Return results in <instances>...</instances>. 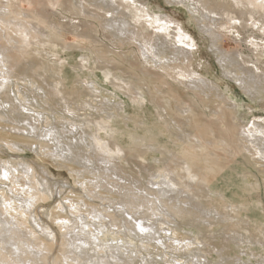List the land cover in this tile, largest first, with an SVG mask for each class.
<instances>
[{
  "label": "rangeland",
  "instance_id": "obj_1",
  "mask_svg": "<svg viewBox=\"0 0 264 264\" xmlns=\"http://www.w3.org/2000/svg\"><path fill=\"white\" fill-rule=\"evenodd\" d=\"M177 1L128 0L129 5L133 6V8H139L140 12H144H141L142 14H145L143 15L145 18H143V21L149 20V18H147V13L148 15L151 14L153 17H161L168 25V28L171 30L168 33L170 35L161 32L157 33L153 30L154 27H147V25V34H145L146 36H149V40L151 39L153 43H155L156 40L161 39L162 34L168 37L170 41L174 43L176 42L175 36L179 29V25L176 26L177 23L172 24L171 20L167 19V16L177 21L178 24H182L184 26V29L190 32V35H192L197 42V47L192 50V52L190 53L191 56L189 55L187 60L180 59L181 61H172L173 63L162 62L168 64V66H162V63H160L156 65L155 68L154 65L150 66L142 59L140 44L139 42L137 44V41H134V37H132V35L128 34L129 39L125 38L127 41H125L124 39L123 43H117L116 40H104L103 35L106 34V32L109 34L110 30V27L108 28L106 26L108 21H115L116 23L114 25H116L117 21L119 20L120 23H122L121 21L124 20V17H128L131 19L132 15L130 16L128 12H126L123 8V5H126V2L121 3L120 1H118L122 4L121 6L123 7H121L118 5L105 6L100 2H96L94 0H38L39 3L35 7H31L28 3L21 2V4H18V6H16V10L18 12H22L23 18H26L28 13L34 11L41 12L45 17L50 19L53 25L59 24V22L61 24L69 22L71 24L80 25L81 27L85 26L81 29L84 33L96 32L97 34H95V36L97 39L95 40L102 42L108 49L114 51L116 54L127 53L134 50L133 55L128 63L123 61L124 64L122 66L119 64H115L118 67L120 66V68L122 67L121 69L123 70H128L127 74L125 72L111 68L113 72L118 73L119 76L124 78L126 77L127 80L137 85L136 89L135 87L132 88L125 86L124 89L126 91H132V93H129L127 91V95L125 97L140 100L139 92L145 91L144 93L146 94L147 99L146 103L140 100V106H138L137 108H134L133 106L130 107V120L122 117L116 118L117 121L115 124L120 129V137H122V143L124 144V147L129 150L127 161L112 160V163L118 165L120 171L122 170L121 173H124L122 175L130 177L131 180L133 177L138 181H142V183H147L151 180H158L156 177L153 179L150 178L149 174L156 173V171H158L157 169H160L162 167L161 173L165 174V172H173L174 175L172 173V175H169L168 173H166L165 175L168 174V176L174 177L181 186L180 189H174L173 193L175 195L179 194L183 197V199L192 200L193 203L198 204L199 202L205 206H210L213 204L210 198L221 199L220 196L217 194H209L208 190L203 188L200 182L198 184L192 182L187 172L183 171L185 164L182 160V157L184 155L191 156L192 153H197L201 157V160L198 161V165L204 166L205 168V170L201 172V177L207 181V184L213 191H221L224 193H229L230 191V201L238 204L248 203L250 206L248 207V210L250 211L251 221H248L244 215V218H240L233 214H231V218L226 219V217L231 213V208L229 207L228 209H225L224 207H220L218 204H215L216 207L221 208L224 213H228L227 216L225 215L221 217L214 212H210V214L207 213L205 216L200 211H198L196 207H189L190 204L188 202L181 205L183 207L185 206V208L187 207L188 210L192 212V215H184L186 223L180 222L179 219L174 220V218H170V216H168L171 221V226L165 224V230H161L160 224H162V222L160 220L157 221L158 219L154 218V222H146L150 226H157L155 229H157V231L159 230L160 237H162L165 242L163 241V245H161V243L159 245V241L148 243V245H150L149 248H147V250H144L141 245L145 244V242H142L141 239L136 240L134 238L135 236L132 235L128 230H126L127 232H125L126 235L123 234L124 232H118L119 228L116 226L113 227L112 220L107 217L116 216L121 227L122 219L127 220V218H130V216L126 213L125 207H122V205H120L119 203L121 201L120 199L122 198L121 196L125 195L127 191L119 192L117 188L114 189L109 185L107 186V189H109V191H112V195H114V198L111 199V202L107 203L108 200L103 196L97 197L98 199H91L86 195L87 193H85V191L82 189V186H85L83 182H87L86 184H90L93 181V176L90 174H86L82 180V178H79L75 173H72L65 165H60L62 164L61 159H59L60 157H58L60 153L58 154L56 151L59 146L57 145L55 140L41 137V134H43L41 133L42 131L40 133H33L31 127L28 126L26 122L20 123L18 121H14L15 123H13L11 121H0V124L4 126H0V132L9 133L12 135H17L18 133L20 134L22 132V134H18V136H22L31 141H34L33 145L20 144L19 146H13V149L7 144L0 143V160H2L3 162L8 160L13 162L17 161L16 163H18V167L20 162H26L35 170L43 169V171H46L45 173L48 175L47 181L50 187L53 189L60 188L62 189V191H65L62 194L58 193V195L54 194V192H50L51 194H49V192L46 191L45 194L51 199L47 202L36 204L35 207L32 208L34 214H37V216L41 218L38 223H34L32 216H26V213L24 215V217L26 218L22 217V219H26V222L27 220H29L26 224L28 226H31L32 229L36 232L41 229L39 225L44 224L54 227L56 235L59 239L53 256H48L51 261L54 258L62 257L60 252L62 242L64 240V237H66V239L69 238L67 236V233H65V235L63 236L62 233L64 231L57 228L60 221H53L52 214L54 212H57L63 214L65 217L73 218V214L71 212L77 210L78 206L80 205L82 206V210L85 211L82 212L81 216L85 218L90 224V228H84L86 229L85 232L89 233L88 236H91L92 238L94 237L93 240L95 245L100 241H105L106 243H104L103 245L106 244L112 249L113 247L116 248L118 244L121 243V240L116 241L114 238L117 239L120 235L125 236V240H127L128 242H132L135 245L137 244L136 247L138 251L140 249V251H142L145 256H142V258L139 253L138 256H135V258L133 257L135 260L134 262L133 260L128 261L130 264H144L148 263L149 260V264L182 263L179 261V263L174 262L172 257L180 261L181 259L184 260L186 263L183 264L190 263L192 261V256H190V254L195 255V253H198V251L195 252V248H187L186 243L181 244L176 241L174 233H177L178 231V233H180L182 236H190L191 232L198 234L200 230L203 231V235L198 236V239L203 240V245L199 246V248L203 250L204 254H202V256L204 258L201 257L202 259L198 264L264 263V236H261L258 230L259 228H264V160L261 164L260 161H258V163L255 162L256 158H254V156L252 155L253 153H250L245 149L244 144H242L243 142L241 140L242 125L251 127L250 123L252 121H258L257 123L260 125L261 122L264 123V92L254 95L250 94V92L247 91L248 89L246 88V81H242L245 76L239 74L241 72L240 69L242 68V70L247 73L250 81H252L253 78L254 81L262 83L260 85L264 87V54L258 55L256 51L257 48V50L263 49L262 51H264V23L262 27L263 29H260L259 25L249 26L246 29H242V27L239 26V23L220 26L218 31L216 30V32H218V35L220 36V40L218 42H214L211 37L207 35L208 33H205L203 31L202 26L201 28H199L200 26L196 25V20L198 21V11L194 6V2L192 0H190V3H187L189 2L188 0H184V3L182 1L180 2V0ZM0 3L2 5H7L8 2L7 0H1ZM14 3H17V1H14ZM57 18L59 19V21ZM192 18H194V20ZM133 23L135 24H132L131 29L135 30L136 33H140V24L138 22ZM14 24L15 22L13 21L12 25L8 26L7 29L4 26H0L2 29H6L7 33L5 37L4 31H0V49L1 47L8 46L11 50L10 54L16 59H20L19 62L22 65V69H27L29 74H24L23 71L20 75L16 72L17 70H11L6 66V63H4L0 57V83L6 85L9 84L5 78L7 76V72L8 74H14L23 78H26L27 76L29 77V80H33L34 78L39 81L40 84L46 89L47 93L45 95L44 93H42V91L31 89V85L25 87V80L20 82L19 89H17L16 86L18 85V82L16 81L14 82V86L11 85L9 88H4L2 90V93L13 99V103L10 105L5 103V101L2 99V110L10 113V109L12 107H19L18 109H16L19 110V112L21 113L20 115L23 114L22 116L26 117L24 119H30L32 125L37 126L43 131H48V129H50L46 126L47 119L41 118V116H39L35 111L29 110L28 112V110L22 108L18 101H16L17 98L18 100H23V97L27 96V94H30V96L36 97L37 99H40L39 97L41 96L40 100L45 101V97H47L51 101V107L53 108V113H55L56 120L53 119V117H51V119L48 115L46 116L50 118L51 122H55L57 125H59L60 128H64V124L66 123L65 120L71 117L67 112L68 109L75 108L78 110L77 115L80 116L81 119L87 117V119H90L92 117L90 119L92 121H96L97 118L102 117L105 114V111L106 113L112 112L111 109H109L110 102H108V100L110 97L115 96H113V93L107 91L106 89L113 91L114 88L112 89V87L109 86H106L104 88L100 87L99 91L94 93L96 97L94 96V94L84 90V88H87L84 81L85 79L91 78L93 71L96 76L100 78V82L105 83L103 73L107 72V69L114 64L109 60L110 58H113L112 55L109 56L105 53V51H103V49L102 52L93 51L95 48V41L91 42L87 37H82L72 30H67L62 33L58 32L56 33L54 39L46 37L39 30H37V32L31 31L32 35L39 37V39H35L34 42L29 45L30 48L28 49V52L31 53L32 58H26L23 57V53L26 51L17 48L19 44L18 41H21V37L19 33L17 35L14 33ZM13 38L17 40V43L14 40V42L12 41ZM99 38L101 39V41ZM141 38H143V36ZM40 41H42L43 44ZM256 43L259 47H256ZM10 45H13V48H11ZM134 46L136 48H139V54L135 51ZM173 47L170 48L172 51L174 49ZM215 47H217L218 49ZM98 55H102V59ZM227 55H230L232 58H234L235 63L239 65L241 64V67L238 66V69L236 65H234V68H232V66L229 64L227 65ZM117 58V60L121 62V59L119 57ZM63 59L66 63L63 67V70L67 81V90L69 91V93H73L74 89H78V91L80 92V94L78 93V95L75 94L71 96L72 99H70V97H68L69 99L67 98L70 102L69 107L64 105V101H61V95H58L55 88H53V86L55 87L57 85L52 81V75L49 74V78L51 79V81L48 85L46 82H43V78H40L33 72L29 71L31 64H27V62L30 63L32 60V64L36 63L39 66L41 61H43L44 63L48 64L49 69L54 66L56 68H61L60 62ZM182 60L184 61V63H181ZM246 61H248V63H245ZM253 62L255 63V66L257 68L254 66ZM190 64H193V66L197 69L195 71L196 73L198 72V75H207L211 83H214L215 86H219L218 90H213L215 93H213L212 91L213 94L206 92L207 94L203 93L205 94L203 95L202 92L197 91L199 92L200 97L204 99L207 106L203 107L200 110H197L200 116L192 120L190 125L192 126V128L197 129L198 123L205 122L207 126H210L214 129V133L213 135H211L208 141H205L208 138V135L201 136L204 130H198L196 132V134L200 136V139L202 141V146L198 148L199 150L192 149L193 145H196L198 147V143L196 141H193V138H189V132L187 128L189 120L184 118L187 115L186 112L180 111V107L176 104L175 100L170 99V97H168L165 93L158 91V86L160 85L162 91H165L167 87L171 85L173 89L177 90L180 95L184 97V99H187L186 93L189 91L195 92L196 90L194 89V87L184 85L185 81L181 82L177 78L176 73L180 71V68L178 66H189ZM160 65L164 69L160 67ZM157 66L158 68L160 67V69H158ZM52 72L53 71L51 70L50 73L52 74ZM234 72H236V74ZM230 74L232 75V77ZM54 76V78L56 79L57 76ZM137 76L141 79H144L145 83L141 82L137 78ZM236 78L238 79V81L236 80ZM186 83L189 84L190 82L186 81ZM143 84H146V86H142ZM138 85L140 88L138 87ZM26 88L30 91H26ZM137 88L139 90H137ZM225 92H228L229 94H226ZM29 99L31 100L30 102H32V98ZM166 100L172 102V109L166 106ZM33 102L32 104L36 105V103ZM90 104L92 105L91 108L93 109L89 108V106H91ZM24 105H29V101L28 103L26 101ZM43 105L46 106L45 104ZM95 106L98 108H96ZM101 107L106 108H103L105 109L103 110V113H101ZM17 116L19 115L14 114V117ZM188 116L194 117L193 115ZM33 119H35V121ZM16 120L19 119L16 118ZM17 123H19V126L21 128H24V130L18 129L16 125ZM10 125L14 127L15 131L11 127H9ZM65 129L66 130L64 131L66 133L65 135L67 136V142L71 143L72 145H74L75 143V148L79 147L76 152L82 153V146H84L83 148H86L87 146L86 143L81 142L83 139V133L80 128L78 126H70L67 122ZM139 137H146L150 143L156 144L159 147H163L170 152H174L175 154L166 152L163 150V148L156 149L149 146H143ZM221 140L226 142L228 146H225V143L221 142ZM218 142H221V144L219 145ZM42 143L47 145V147L41 148ZM7 146L11 149H8ZM95 151L99 153V150ZM55 153H57L58 156H55ZM54 156L58 160L53 159L55 158ZM2 161L0 163H3ZM67 164L70 167H81L73 163ZM166 167L171 168V170H167ZM20 169L22 170V168H19V171L21 172ZM13 172L18 175V172H15L14 169ZM42 175H44V172L42 173ZM35 176L37 177L39 175L35 174ZM142 176L146 178L145 181H143ZM1 178L2 181H5L7 185L5 184L0 186V189L7 194L10 200H16V203L20 205V203H22V200L29 199L26 197V193L30 195L28 187L25 186L24 189L23 186L20 187V184L22 185L23 183L24 185H26L27 183L25 175H23V177L16 178L19 181H17L16 179L14 181L11 180L12 183L10 181H6L7 179L5 180L4 177ZM113 178L117 180V177L113 176ZM36 179L39 180V178ZM129 182L130 181H127L128 184H126V182L124 183L127 186H131V183ZM216 183L219 184L216 185ZM40 184L45 185L46 183L43 181L40 182ZM55 185L58 186L56 187ZM8 189L9 191H7ZM41 189L43 188L39 186L40 191ZM131 189V192L133 193H140L137 190V186L135 187L134 185H132ZM148 189L156 190L157 188L156 186L152 185L151 187L149 186ZM102 192H105V190ZM234 194H238L243 198V200L240 197L235 196ZM198 196L200 198H198ZM78 197H83L85 200H89V203L97 205L98 207L96 206V209H98V212L96 214L98 215L95 216L96 214L92 215V213H88V211H86L88 209L83 206V201H75L78 199ZM100 198H102V200ZM149 198L152 197L150 196ZM74 201L75 203H73ZM72 203L74 204L73 208H71ZM76 203L78 204V206ZM219 203H221V205H224V203L221 201ZM108 204L109 206H107ZM60 206H63L64 210L60 209ZM155 208H157V210L160 212L157 205ZM237 211L241 212L240 206ZM202 218H204L205 220H202ZM93 222L96 223L93 224ZM176 224L177 226H175ZM168 227L170 229L178 228V230L172 233L169 232ZM246 229H248L253 236V239L251 240L252 242L247 241L248 239L246 234L247 231H245ZM76 233L77 232H75V234ZM147 233L149 232L144 231L140 233V235L142 234V236L139 235L140 238H143V236L145 237V234ZM40 236L43 237L46 235L40 234ZM234 236L238 237L236 238L237 241L233 240ZM244 238L246 240H244ZM113 240L115 241L113 242ZM52 242L54 243L53 240ZM114 244L117 246H115ZM166 244L168 246L170 245V249L168 247H165L167 246ZM182 245L185 246V249L182 248V251L177 250L178 253L174 254L173 249H176L179 246L181 248ZM83 247L84 250L89 248V246L87 245H84ZM31 252L36 251L35 249H31ZM222 256L225 259L222 260ZM110 260L109 258H106L105 262H107L108 264H114V261H112V259Z\"/></svg>",
  "mask_w": 264,
  "mask_h": 264
},
{
  "label": "bare ground",
  "instance_id": "obj_2",
  "mask_svg": "<svg viewBox=\"0 0 264 264\" xmlns=\"http://www.w3.org/2000/svg\"><path fill=\"white\" fill-rule=\"evenodd\" d=\"M14 1H17V3H14ZM94 1L100 2L101 4H103L105 6H110V5L121 6L122 5L121 3L126 2V5H123L124 7L123 6H121V7H123L124 10L126 12H128V14L130 16L132 15L131 19L128 17L125 18L124 16H122V17H124V20L121 21L122 23H120V20L118 19L119 21H117L116 25H114L116 23L115 21H113V22L108 21L106 26L108 28L110 27V30H109V34L106 32V34L103 35L104 40L105 41L116 40L117 43H120V42L123 43L125 38L129 39L128 36L132 35V37H134V41H137V44H138V42L140 44L142 59L147 64H149L150 66L154 65V68L156 67V65H158L162 62H168V63L170 62L171 63L172 61H181L180 59L187 60L190 53L192 52V50L197 47V42H196L195 38L192 35H190V32L186 31L182 24H178V22L173 20L171 17L167 16V19L171 20L172 24L177 23L176 26L179 25L178 26L179 29H178L177 34L175 36L176 42L174 43V42L170 41V39L168 37H166L165 35L162 34L161 39H158V40H156L155 43H153L151 39L149 40V38H148L149 36L148 35L146 36V34H147L146 33L147 32L146 26L147 25H148L147 27H149V26L154 27L153 30L156 31L157 33L161 32L164 34H168L171 31L168 28V25L165 23V21L161 17H155L154 16L155 17L154 18L151 14L148 15V13L145 11L147 13V18H149V20L143 21V18H144L143 15H145V14H142V13H144V12L141 11L142 12L141 13L139 8H136V7L133 8V6L128 4V0H94ZM118 1H120L121 3H119ZM181 1L183 3L185 2L184 0H180V2ZM188 1L189 2H187V3H190V0H188ZM192 1L194 2V6L197 8V11H198V17H197L198 21L195 19L197 22L196 25L200 26L199 28H201V26H202L203 31L205 33L207 32L208 33L207 35H209L214 42H218L220 40V36L218 35V32H216V30L218 31L220 26L239 23V26L242 27V29H246L249 26H256V25H259V28L263 29L262 27H263V23H264V0H192ZM7 2H8L7 5H2L0 3V26H4L7 29L8 26L12 25L13 21L15 22V24L13 25V27L15 29L14 33L16 35L19 33L20 37H21V41H18L19 44H18L17 48H20V49L26 51L23 53V57L32 58L31 53L28 52V49L30 48L29 45L32 42H34L35 39H39V37L32 35L31 31L37 32V30H39L42 34H44L46 37H49L51 39H54L56 33H58V32L62 33V32L67 31V30L68 31L72 30L73 32H76L78 35H80L82 37L83 36L87 37L88 40L91 42L95 41L94 42L95 48L93 51L102 52V49H103V51H105L106 54H108L109 56L110 55L113 56V58H110L109 60L112 61V63H114V64L110 68L107 69L108 70L107 72L103 73L105 83L100 82V78L98 76H96L94 71H93L90 79L84 78L85 79L84 83L87 86V88H84V90L87 92H90L92 94L99 91L100 87L104 88L106 86H109V87H112V89L114 88L113 91L106 89L107 91L113 93L112 94L113 96H115V97H110L108 100V102H110L109 109H111L112 112L106 113V111H105L104 112L105 114L102 117L97 118L96 121H92V120H90L92 118L91 117L92 113L90 114V117H91L90 119H87L88 117L81 119L80 116L77 115V111H78L77 109L73 108V109L67 110L68 114H70L71 117L66 119L65 120L66 123L65 124L63 123V124L66 126V124L68 122V124L70 126H74V127L78 126L80 128V130L82 131L83 139L81 142L86 143V146H87L86 148H83L84 146H82V153L76 152L77 149H79V147L75 148V146H76L75 143H74V145H72L71 143L67 142V136L65 135L66 133L64 131V130H66L65 126H64V128H60V126L57 125L55 122L54 123L56 125L53 122H51L50 118L53 117V119H55V113H53V108L51 107V101L47 97H45V101H43V100H40L41 96L39 97L40 99H37L36 97H32V96H30V94H27V96L23 97V100H18V98H17L16 101H18V103L21 105L22 108H25L26 110H28V112H29V110L35 111L38 113L39 116H41V118L47 119L46 126H47V128H50V129H48V131H46V130L43 131L42 129H39L37 126L32 125L30 122V119H24L26 117H23L22 116L23 114L20 115L21 113L19 112V110H17L19 107L18 108L12 107L10 109V113H7L5 110H2V108H1L2 107V103H1L2 99L8 105L13 103V99L11 97H8L6 94L2 93V90L4 88H9L11 85L14 86L15 85L14 82H16V81L18 82V85L16 86L17 89H19L20 82L25 80L24 81L25 87L31 85V89L42 91V93H44L46 95V93H47L46 89L40 84L39 81H37L34 78H33V80H29L28 79L29 77H27V76H26V78L25 77L23 78V77H19L17 75H14V74H8V72H7V76L5 78L9 84L6 85V84L0 83V121H11L13 123H15L16 121H18L20 123L26 122V124L31 127V130L33 133H40L42 131L41 133H43V134H41L42 136L40 135L41 137L48 138V139L50 138L51 140H55V142L59 146L56 149V151L58 154L60 153L59 156L57 153H55V156L60 157L59 159H61V162H62V164H60V165H65L72 173H75L76 176H78L79 178H82V180L86 174H90L93 176V179H92L93 181L90 184H86L87 182H83V184H85V186H82V189L85 191V193H87L86 195L88 197H90L91 199H98L97 197L103 196L108 200L107 203L111 202L112 201L111 199L114 198V195H112L113 194L112 191H109V189H107V186H109V185L112 186V188H114V189L117 188L119 190V192L120 191L129 192V193L126 192L125 195L121 196L122 198L120 199L121 201L119 202L120 205H122V207H125L126 213L130 216V218H127V220L122 219V227H121L116 216H107L112 220V226L113 227L116 226L119 228L118 232H122V233L124 232L123 234L126 235V233H125V232H127L126 230L130 231L131 234L135 236L134 238L136 240L141 239L142 242H145V244L141 245L144 250H147V248H149L150 245H148V243H151V242L159 241L158 242L159 245H160V243H161V245H163L164 239L162 237H160L159 230L157 231V229H155L157 226L156 227L150 226L147 223L148 222H150V223L154 222V218H156V219H158L157 221L160 220L162 222V224H160L161 230H165V227H166L165 224H168V226L170 225V222H171L170 218H174V220L179 219L180 222L186 223L184 215H188V214L192 215V212L189 211L187 207L185 208V206L183 207L181 205L186 204L188 202L190 204L189 207H196L197 210L200 211L205 216L207 213L210 214V212H214L217 215H220L221 217L225 216V215L227 216L228 213H224L221 208L216 207V205L218 204L220 207H224L225 209H228L229 207L231 208V213L226 217V219L231 218V214H233V215H236L240 218H244L243 217V215H244L248 221H251L250 211L248 210V207H250V206L248 203L238 204V203H234V202L230 201V195H229L230 191H229V193H224L221 191H213L210 188V186L207 184V181L201 177V172H203L205 170V168H204V166L198 165V161L201 160V157L197 153H192L191 156L184 155L182 157V160L184 161V164H185L183 171L187 172V174H188L190 180H192V182L197 183V184L200 182L202 184V187L208 190L209 194H217L220 196L221 199L210 198L211 202H213V204L210 206H205L199 202H198V204L193 203L192 200L183 199V197L179 194L175 195L173 193L174 189H180L181 186L179 185V183L177 182V180L174 177L168 176V174L170 175L171 173L174 175L173 172H165V174L168 173L167 175L161 173L162 167L160 169H157L158 171H156V173L149 174L150 178L153 179L156 177L158 179L157 181L151 180L152 181V182L150 181L151 183L150 182L142 183V181H138V180H136V178H133V177L131 180L130 177H126L125 175H122L124 173H121L122 170L120 171L119 166L116 164H113L112 160L127 161V156L129 154V150L126 149L124 147V144L122 143V137H120V135H121L120 129L115 124L117 121L116 118L122 117V118L130 120V111H129L130 107L133 106L134 108H137L138 106H140L139 105L140 100L142 102L146 103L147 99H146V94L144 93L145 91L139 92L140 100L125 97L127 95V91L129 92V90L126 91L124 89L125 86L132 87V88L135 87V89H136L137 85L130 82L129 80H127L126 77L124 78V77L119 76L118 73L113 72V70L111 68L117 69V70L125 72L127 74L128 70H123V69H121L122 67L120 68V66L118 67L115 64H119L122 66L124 64L123 61L128 63V61H130V59L133 55L134 50L127 52V53L116 54L114 51L108 49L102 42L95 40V39H97L95 36V34H97L96 32L84 33L81 29L85 26L81 27L80 25L71 24L69 22L65 23V24H63V23L61 24L59 22V24L53 25L51 23L50 19L45 17L43 15V13H41V12L34 11L31 13H28L26 18H23L22 12H20V11L18 12L16 10V6H18V4H21V2L28 3L31 7H35L39 3L38 0H7ZM196 8H195V10H196ZM75 12H77V11H75ZM115 16H117V15H115ZM192 16H193V14H192ZM192 19L194 20V18H192ZM58 21H59V19H58ZM133 22H138L140 24V26H141V29H139L140 33H136L135 30L131 29L132 24L133 25L135 24ZM122 24H123V27H122ZM82 25H84V24H82ZM0 29H1L0 31H4V33H5L4 36L6 37V34H7L6 29H2L1 27H0ZM172 29H173V27H172ZM239 30H237V31H239ZM168 35H170V34H168ZM142 36H143V38H141ZM13 40L17 43L16 39L13 38L12 41ZM100 41H101V39H100ZM125 41H127V40L125 39ZM40 42L42 43V41H40ZM135 44H136V42H135ZM19 45H20V47H19ZM167 45H169V46H167ZM255 45H256V47H259L257 45V43ZM173 46H175V47H173ZM10 47L13 48V45H10ZM171 47L174 48L173 51L170 49ZM215 48H217V47H215ZM134 49L136 52H138V54L140 53L139 48H136L134 46ZM257 49H256V51H257L258 55L264 54V51H262L263 49H261V50H257ZM10 51L11 50L8 46L7 47L6 46L1 47V49H0V57H1L2 61L4 63H6V66L8 68H10L11 70H17L16 72L20 75L22 74L23 71H24V74L25 73L29 74L27 69H25V70L22 69V65L19 62L20 59H16L14 56H12L10 54ZM32 51H33V49H32ZM101 56H99V57H101ZM117 57H119L121 59V62H119L117 60L118 59ZM101 59H102V57H101ZM234 60L235 59L232 58L230 55L226 56L227 65L228 64L231 65L232 68H234V65H236V67H238V66L241 67L240 66L241 64L239 65V64L235 63ZM31 62H32V60H31ZM31 62L30 63L27 62V64H31L29 71L33 72L36 76L43 78L42 79L43 82H46L48 85H49V82L51 81V79L49 78L50 77L49 74L52 75L51 76L52 81L54 83H56V85H57L55 87L52 85L53 88H55L58 95H61V101H64V105L69 107L70 102L68 100L69 99L68 97H70V99H72L71 96H73L75 94L78 95V93L80 94V92L78 91V89H74L73 93H69V91L66 88L67 81L65 78L64 70H63V67L66 64L65 60L64 59L61 60V62H60L61 68H56L54 66L51 69H49L48 64L44 63L43 61H41L39 66L36 63L32 64ZM81 62H83V61H81ZM181 63H184V61L182 60ZM245 63H248V61H246ZM161 65L162 66H165V65L168 66V64H165V63H162ZM161 65H160V67H162ZM254 66H255V63H254ZM160 67L158 68V66H157L158 69H160ZM178 67L180 68V71L178 73H176L177 78L181 82L185 81L184 85L194 87V89L196 91L195 92L194 91L187 92L186 93L187 99H184V97L182 95H180V93L177 90L173 89V87L171 85H169L165 91H162V88L160 85V86H158V91L165 93L168 97H170V99L175 100L176 104L180 107V111L186 112L187 115L184 118L189 120V124L187 127L188 132H189V138H193L194 139L193 141H196L198 143V147L196 145H193L192 149H198L199 147L202 146V141L200 139V136H198V134H196V132L198 130L199 131L204 130V132L201 136L208 135L207 136L208 138L205 140V141H208L209 138L211 137V135H213L214 129L210 126H207L205 122L198 123L197 129L192 128V126L190 125L192 120H194L200 116L198 114L197 110H200L203 107L207 106L204 99L202 97H200L199 92H197V91L202 92V94L206 93V92L211 94L214 89L218 90L219 86H217V85L215 86L214 83H211V81L207 75H205V74L198 75L197 74L198 72L196 73V71H195L197 69L193 66V64H190L189 66L183 65V66H178ZM178 67H176V68H178ZM239 67H238V69H239ZM51 70L53 71L52 74L50 73ZM240 71L241 72L239 74L245 76L244 79L242 78L243 79L242 81H246V88L248 89L247 91H249L250 94L254 95V94H260L261 92H264V87H262L260 85L262 83L254 81L253 78H252V81H250L247 73L244 72L242 70V68L240 69ZM227 73H228V70H227ZM234 73L236 74V72H234ZM54 75H56L58 78L56 77V79H55ZM155 76H156V74H155ZM231 77H232V75H231ZM137 78L141 82L145 83L144 79H141L138 76H137ZM236 80L238 81L237 78H236ZM186 81H189L190 83L187 84ZM242 81H240V82H242ZM263 81H264V78H263ZM115 82H118V83H115ZM142 86H146V84H143ZM138 87H139V85H138ZM102 88H101V90H102ZM186 88H188V87H186ZM137 90H139V89L137 88ZM26 91H30V90H28L26 88ZM219 91H221V90H219ZM129 93H132V91H130ZM213 93H215V92L213 91ZM225 93L229 94L228 92H225ZM99 95H100V93H99ZM203 95H205V94H203ZM94 96L96 97L95 94H94ZM15 97H16V95H15ZM29 98H32V102L34 101L33 103H36V105L32 104V102H30L31 100ZM24 101L25 102L27 101V103L29 101V105H24L25 104ZM43 104H45L46 106H44ZM165 104L168 108L172 109L173 105H172L171 101L166 100ZM91 107H92V105L89 106V108H91ZM96 108H98V107H96ZM103 108H105V107H103ZM103 108L101 107V110H102V111L100 110L101 113H103V110L106 109V108L105 109H103ZM91 109H93V108H91ZM94 110H96V109H94ZM14 114L19 115V116L14 117ZM98 114H99V112H98ZM46 115H48L50 118ZM188 115H193L194 117H189ZM87 116H88V114H87ZM95 117H97V116H95ZM16 118H18L19 120H16ZM44 119H42V120H44ZM33 120L35 121V119H33ZM257 122L258 121H256V122L252 121L250 123L251 127H248L245 125L241 126L242 127L241 140L243 142V143L242 142L241 143L244 144V147L248 152L253 153L252 155L254 156V158H256L255 162L258 163V161H260V164H261L264 162L263 161L264 160V126H263L264 123L261 122V125H260ZM16 125H17L18 129L24 130V128H21L19 126V123H17ZM248 125H249V123H248ZM0 126L4 127L2 124H0ZM9 127H11L14 130V127H12L11 125ZM18 134L12 135L9 133L0 132V143L7 144V145L11 146V148L13 146H19L20 144H32V145L34 144V141H31V140L24 138L22 136H18ZM20 134H22V132ZM139 138L141 139L143 146H149V147L156 148V149L163 148V147H159L156 144L150 143L146 137H139ZM71 141H72V139H71ZM221 142H224V141L221 140ZM221 142H218L219 145L221 144ZM224 143H225V146H228L226 142H224ZM53 145H54V142H53ZM44 147L46 148L47 145L42 143L41 148H44ZM7 148H8V146H7ZM11 148L9 147L8 149H11ZM35 149H37V148H35ZM95 150H99V153L96 152ZM163 150L166 152L175 154L174 152H170L169 150H167L165 148H163ZM49 151H50V149H49ZM53 159H56V157ZM56 160H58V159H56ZM1 161L2 160H0V162ZM16 162L8 160V161H5L3 163H0V178L4 177L5 180L7 179L6 181L11 182V180L14 181L16 178H20V177H23V175H25L27 183H26V185H24L21 182L22 185L20 184V187L23 186V189H24V187L27 186L30 195H28V193H26V197L29 199L24 198L25 200H22V203H20V205H19L16 203L17 202L16 200H12V199L10 200V198H8L7 194L3 190L0 189V264H51V263L52 264H108L107 262H105L106 258H109V260L112 259V261H114V264H130L128 261L133 260V262H134L135 256H138L139 253H140L141 257L145 256V254H143V252L140 251V249L138 251V249L136 247L137 244L135 245L132 242H128L127 240H125L126 237L122 236V235L118 236L119 238H117V239L114 238L116 241L121 240L120 244L116 243V244H118V246L114 244L115 246H117L116 248L112 246L113 247V249H112L106 244L103 245L106 242L100 241V240H99L100 242H98V244L95 245L94 240H93L94 237L92 238L91 236H88L89 233L85 232L86 229H84V228H87V229L90 228L89 222H87V220L81 216L82 212H85V211L82 210V206H80V205L78 206V204L76 203L78 206V209L71 212L73 214V218L65 217L63 214L57 213V212L56 213L54 212L52 214L53 221H60L57 228L64 231L62 233L63 236L65 235V233H67V236L69 238L66 239V237H64V240L62 242L61 251H60L62 257L54 258L51 261L48 256L49 255L53 256V253L55 252V249L57 247V242L59 239L56 235L54 227H52L50 225L47 226L44 224L39 225L41 227V229L40 230L38 229L39 231L36 232L35 230L32 229L31 226H28L26 224L29 220H27V222H26L25 221L26 219H22V217L26 218V217H24V215L26 213V216L27 215L32 216L34 223H38V221L41 220V218H39L37 216V214H34L32 208H34L36 204H40L41 202H47L51 199V198H49V196H47L45 194L46 191H48L49 194H51L50 192H54V194H56V195H58V193L62 194L65 191H62V189H60V188H57V189L51 188L48 181H47L48 175L45 173L46 171H43V169H40L41 171L35 170L31 165H29L26 162H20L21 164L19 163V167H18V163H16ZM67 163L77 164L81 167H79V168L78 167H70V166H68ZM19 168H22V170L20 169L21 172L19 171ZM166 168H167V170H171V168H168V167H166ZM13 169L15 170V172H18V175H16L13 172ZM43 172H44V175H42ZM158 172H160V173H158ZM35 174H37L39 176L36 177ZM113 176L117 177V180H115L113 178ZM36 178H39V180H37ZM21 179H23V178H21ZM142 179H143V181L146 180V178L143 176H142ZM16 180L19 181L18 179H16ZM43 181L46 183L45 185L40 184V182H43ZM123 181L126 182V184H128L127 181H130L129 183H131V186H127ZM0 182H1L0 186L6 184L5 181H2V178L0 179ZM138 183H141V184H138ZM218 184L219 183H216V185H218ZM14 185H15V182H14ZM132 185H134L135 187L137 186V190L140 193L136 194V193L131 192ZM152 185L156 186L157 189L156 190L148 189V187L149 186L151 187ZM39 186H41L43 188V189H41V191L39 190ZM55 186L57 187L58 185H55ZM104 190H105V192H102ZM7 191H9V189ZM234 195L237 197H240L243 200V198L241 196H239L238 194H234ZM150 196L152 198H149ZM198 198H200V197L198 196ZM100 199L102 200V198H100ZM28 200H29V202H28ZM75 201H78V202L83 201V206H85L88 209L86 211H88V213L89 212L92 213V215L96 214L98 212V209H96L98 206L93 204V203H89L88 202L89 200L87 201L83 197H78V199ZM75 201L73 203H75ZM167 201H168V204H167ZM220 201L223 202L224 205H221V203H219ZM73 203L71 204V208H73V206H74ZM156 205L158 206L160 212L157 210V208H155ZM199 205H201V206H199ZM107 206H109V204ZM239 206L241 207V212L237 211L239 209ZM59 208L64 210L63 206H60ZM164 208H165V210H164ZM27 212L28 213L30 212V213L28 214ZM32 212H33V214H32ZM97 215L98 214H96L95 216H97ZM168 216H170V218H168ZM205 216H204V218H205ZM201 217H203V216H201ZM204 218H202V220H205ZM200 220H201V218H200ZM240 221H241V219H240ZM95 223L93 222V224H95ZM164 225H165V227H164ZM35 226H36V224H35ZM175 226H177V224ZM168 229H169V232H172V233L174 231L178 230V228L177 229H175V228L170 229L169 227H168ZM258 230L260 232L259 234H261V236H264V228H259ZM144 231H148L149 233L145 234L146 235L145 237L143 236V238H140V236H142V234L140 235V233H142ZM245 231H247V233H246L247 239H248L247 241H251L253 239L251 232L248 229H246ZM75 232H77V233L75 234ZM199 233H198L199 234L198 235V234L191 232L190 236H188V235L182 236L180 233H178V231H177V233H174L176 241H178L181 244L186 243L187 248H195V252L198 251V253H195V255L190 254V256H192V261L191 262L189 261L190 263H187V264H198L200 262V260L202 259L201 257H203L202 254H204V252H203V250H201V248H199V246L203 245V240L198 239V236L203 235V231L200 230ZM40 234H43L46 236L41 237ZM28 236H30V237H28ZM236 236H234L233 240H236V238H238ZM239 236H240V234H239ZM52 240L54 241V243L52 242ZM115 240H113V242ZM167 240H168V238H167ZM244 240H246V239L244 238ZM84 245L89 246V248L84 250V247H83ZM127 246H129V247H127ZM180 246L176 249H173L174 254H177L178 251H180V250L182 251V248L185 249V246L182 245L181 248H180ZM165 247L169 248L170 245L169 246L167 245ZM31 249H35L36 252H31ZM100 249H102V250H100ZM114 250H116V251H114ZM45 254H48V255H45ZM172 259L174 260V262H177V263H179V262H182L181 264L186 263L182 259H181V261L175 259L174 257H172ZM221 259L223 260L225 258H223V256H222ZM149 262H150V260H149ZM149 262L144 263V264H149Z\"/></svg>",
  "mask_w": 264,
  "mask_h": 264
}]
</instances>
